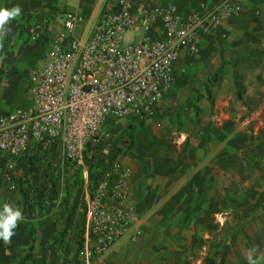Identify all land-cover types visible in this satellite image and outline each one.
<instances>
[{
    "label": "crops",
    "instance_id": "1",
    "mask_svg": "<svg viewBox=\"0 0 264 264\" xmlns=\"http://www.w3.org/2000/svg\"><path fill=\"white\" fill-rule=\"evenodd\" d=\"M132 1L154 6L159 0ZM217 1L177 0V4L180 12L187 13L197 4ZM103 2L0 0V7L20 5L23 9L22 16L11 22L12 31L0 52L6 54L0 63V110L15 108L5 99L9 91L17 88L10 81L14 79L12 75L21 76V93L25 95L24 73L43 54L42 29L63 31L61 16L53 12L65 10L80 16L75 36L86 38L100 18ZM255 2L227 21L223 27L225 38H205L201 42L197 73L183 72L189 56L180 55L174 69L177 83L156 108L159 111L138 123H121L122 128L115 131L113 140L120 148L129 128L134 127V146L125 153L121 164L129 171L139 221L98 257V262L158 264L159 247L167 249L173 241L184 242L192 235L202 242L210 234L207 229L218 225L224 196L231 194L229 189L235 188L239 180L249 184L252 177L248 173L252 170L247 165L256 163L260 149L264 154V140L249 139L250 122L264 112V72L249 70V58L264 50V26L252 12ZM134 36L135 33L127 34L130 39ZM254 68L259 69L255 62ZM221 72L225 74L222 78ZM6 81L9 84L3 87ZM188 95L194 96V104L179 110ZM241 150L247 152L242 154ZM64 175L60 172L57 176L64 180ZM88 186L89 180L81 172L65 188L68 205L61 204L50 211L46 206L28 208L19 191L10 192L0 184V207L8 202L21 208L25 217L10 244L0 240V264H72L75 244L65 242L64 229L70 225L82 233ZM59 190L57 193H62ZM137 227L142 235L131 243L129 236ZM82 238L83 235L81 242Z\"/></svg>",
    "mask_w": 264,
    "mask_h": 264
},
{
    "label": "built area",
    "instance_id": "2",
    "mask_svg": "<svg viewBox=\"0 0 264 264\" xmlns=\"http://www.w3.org/2000/svg\"><path fill=\"white\" fill-rule=\"evenodd\" d=\"M252 5L253 0H218L182 13L177 0H159L154 6L104 0L100 18L86 38L75 36L80 16L53 12L61 16L63 31H41L40 63L24 76L28 106L0 110V184L19 191L32 205H44L50 201L49 191L39 197L33 186L45 189L52 179L62 191L78 172L87 176L79 264H107L98 257L139 221L129 171L121 164L125 154L113 140L115 131L121 123L143 119L158 107L173 84L182 53L198 54L205 38H225L227 21ZM128 33L135 36L130 39ZM101 151L113 160H106L91 186L96 169L91 164L102 158ZM36 156L40 159L32 164ZM60 172L68 174L64 180L57 176ZM141 235L137 227L130 242L136 243Z\"/></svg>",
    "mask_w": 264,
    "mask_h": 264
},
{
    "label": "rangeland",
    "instance_id": "3",
    "mask_svg": "<svg viewBox=\"0 0 264 264\" xmlns=\"http://www.w3.org/2000/svg\"><path fill=\"white\" fill-rule=\"evenodd\" d=\"M258 2L259 4L261 3V6L258 4ZM252 12H254V15L257 19L261 20L264 26V0H256L255 7ZM201 54L202 52L200 51L196 55L189 56V58L186 60L187 68L184 69L185 71L183 72L186 73L188 70L192 72V74L197 73L199 70L198 59L200 58ZM40 60L41 57L38 58L31 67H29L26 73L31 68L39 64ZM249 60L252 62L250 65L251 69L249 70H262L264 72V50L254 53L253 56L249 58ZM254 62L259 67V69L254 68ZM205 71H207L206 68ZM180 72L181 71L179 70V73ZM26 73H24V75H26ZM224 75L225 74H222L221 72L220 77L222 78ZM1 76L2 73L0 72V77ZM11 77L14 79H11L10 81L17 85V88L16 90L9 91L10 94L5 98L7 104L11 106L15 105V107H27L28 102L26 95L21 93V76L12 75ZM177 78L178 73L177 70H175L173 84L166 92V96L170 94L174 85L177 83ZM23 79L24 81L27 80L25 77ZM4 83L5 84H3V87H7L9 84L8 81ZM186 97H189L188 100L185 102V104L179 106V110L182 108L185 109L186 107L194 104V96H192L193 98L190 95ZM155 111L159 110L155 109L149 115L156 113ZM148 116L140 120L131 121L129 123L133 124L135 122H141ZM249 129L251 131L249 138L250 140L255 142H258L257 140H264V112L258 113V117L253 120V122H250ZM259 151L260 156L258 155V157H256V163H254L252 166L250 164L247 165L248 170H252L248 173V175L252 177L249 184L246 185L242 182V180H239L238 185L235 188L229 189L231 194L227 193L228 196H224L223 212L220 216L218 225H216V227L207 229V232L210 233L209 236H206L205 240L200 243H198L192 235L191 239L188 238L187 241L184 242L175 241V243L173 241V244H171L167 249L159 247L157 249V253L160 257L157 258L159 260L158 264H248L246 254L254 247L257 249V252L253 256L254 259H259L261 254H264V154L262 155V149ZM246 152V150H241L242 154ZM99 154L100 153L98 152L97 155L99 156ZM106 154L107 153L105 151H101L100 155L102 158L96 157V160H94L92 164L95 163L96 165H102L105 163L108 158V155ZM39 159L40 157L36 156L34 157V161L31 163H38ZM51 169V173L55 174L56 169ZM64 174V176L68 175L65 172ZM79 174H81V171L78 172V175ZM68 183L69 182L63 185L62 193H59L53 201H48V203L44 205H32L26 201L25 205L28 208L46 206L48 209H51L50 211L54 210L58 205H68L67 197H64L66 193L65 188L67 185H69ZM64 234L65 242H67L69 245L71 242H74L75 244V247H73V252H71V256L73 258L71 262L74 264L76 252L78 253L81 247V230L79 228L77 231H75L72 226L68 225V228L64 229ZM70 251L71 250L67 252V255L70 253ZM167 253H169L168 256H166ZM261 264H264V261H261Z\"/></svg>",
    "mask_w": 264,
    "mask_h": 264
},
{
    "label": "clouds",
    "instance_id": "4",
    "mask_svg": "<svg viewBox=\"0 0 264 264\" xmlns=\"http://www.w3.org/2000/svg\"><path fill=\"white\" fill-rule=\"evenodd\" d=\"M22 13L23 9L20 5H15L11 8L0 7V52L3 50V41L12 31L11 22L18 20ZM5 59L6 54L0 55V63H3ZM24 219L23 211L18 206L5 202L0 207V240L5 245L11 243V238L16 234L15 230ZM256 252L257 249L254 247L246 254L248 264H261V261H264V254H261L259 259L253 258Z\"/></svg>",
    "mask_w": 264,
    "mask_h": 264
},
{
    "label": "trees",
    "instance_id": "5",
    "mask_svg": "<svg viewBox=\"0 0 264 264\" xmlns=\"http://www.w3.org/2000/svg\"><path fill=\"white\" fill-rule=\"evenodd\" d=\"M133 133H134V127L131 126L129 128L128 134L126 135V139L124 140L122 146L118 149L119 152L120 151H124V154H125V153H127L128 151H130L133 148V146H134V136H133ZM107 160L111 162L113 159L112 158H108ZM92 167L98 169V171L95 169V170H92V172H91V176H90V185L91 186L97 183L98 179L101 176L102 170L106 166L104 164H102V165H100V164L99 165H96L94 163V164H92ZM36 171H37V169H34L33 170V172H36ZM36 178H37V182L39 183L40 179L38 177H36ZM46 185H47V187L45 189H43V188L40 189V188H37V187L33 186L32 187V192L34 193V195H37V196L41 197V196H45L46 195L45 193H47V191H49L48 196H49V199H50V202H51L57 196L58 185L55 184V181H53L52 179H48L46 181ZM27 198L28 197L25 198L26 201H28ZM83 233H84V230H82L81 235H83ZM80 246H81V244H80ZM77 256H78V253H77V255H76L75 259H74V261H75L74 264H79V261H78V257Z\"/></svg>",
    "mask_w": 264,
    "mask_h": 264
}]
</instances>
